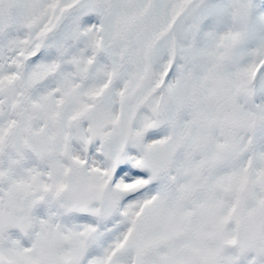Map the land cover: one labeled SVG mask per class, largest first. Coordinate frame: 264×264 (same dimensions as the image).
I'll return each mask as SVG.
<instances>
[{
  "label": "snow or ice",
  "instance_id": "1",
  "mask_svg": "<svg viewBox=\"0 0 264 264\" xmlns=\"http://www.w3.org/2000/svg\"><path fill=\"white\" fill-rule=\"evenodd\" d=\"M0 264H264V0H0Z\"/></svg>",
  "mask_w": 264,
  "mask_h": 264
}]
</instances>
